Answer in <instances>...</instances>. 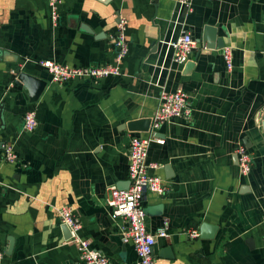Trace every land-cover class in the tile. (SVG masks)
<instances>
[{"label":"crops","instance_id":"crops-1","mask_svg":"<svg viewBox=\"0 0 264 264\" xmlns=\"http://www.w3.org/2000/svg\"><path fill=\"white\" fill-rule=\"evenodd\" d=\"M128 21L129 53L119 77L52 82L41 65L113 64L112 37ZM190 33L188 62L171 44ZM206 46V48L204 47ZM233 49V70L222 51ZM47 82L37 102L21 73ZM190 95L191 115L156 132L148 162L167 192L147 193V228L167 225L156 264H264V0H64L54 26L48 0H0V264H83L57 210L69 206L81 236L113 264H135L128 228L107 205L113 186L129 187L128 123L152 119L162 91ZM35 112L37 127L24 130ZM253 157L240 174L236 150ZM17 157L7 163L3 146ZM210 225L212 238H202ZM198 230L199 238L190 231ZM11 239L14 247L8 250ZM11 253V254H9Z\"/></svg>","mask_w":264,"mask_h":264},{"label":"built area","instance_id":"built-area-1","mask_svg":"<svg viewBox=\"0 0 264 264\" xmlns=\"http://www.w3.org/2000/svg\"><path fill=\"white\" fill-rule=\"evenodd\" d=\"M194 0H177L185 8L192 5ZM64 0H48L51 18L54 26L60 20V8ZM128 21L120 17L112 44L115 50L113 64H99L88 67L73 68L60 65L54 61H43L41 65L51 74L52 82L64 84L74 80L97 81L109 77L122 75L121 65L129 53L127 37ZM174 62L185 64L192 50L196 47V41L190 33L182 35L171 44ZM206 48V46H204ZM223 59L229 71L233 70V49L226 47L222 51ZM190 95L185 91L166 92L162 91L159 97V106L151 119V137L149 139L133 136L130 139L129 151V187L122 189L116 186L110 188L111 197L107 201L114 218H122L128 225L123 230V241L131 243L137 253L135 264H156L154 246L158 238H169L167 225L151 232L147 228V215L144 201L147 193L163 196L167 192L163 179L156 175L160 165L148 162L149 148L152 142L164 144L162 139L156 137V132L166 122H172L191 115ZM35 112H28L24 117V130L33 132L37 127ZM240 174L247 176L252 171L253 157L248 148L240 145L236 150ZM3 157L7 163H14L17 159L12 146H3ZM61 223L66 226L71 234L68 239L77 248L80 261L83 264H113L108 257L94 249L91 242L84 239L80 231L82 224L69 206L60 207L57 210ZM264 226V219H263ZM191 238H199L198 230L189 232ZM3 252L0 251V261Z\"/></svg>","mask_w":264,"mask_h":264},{"label":"water","instance_id":"water-1","mask_svg":"<svg viewBox=\"0 0 264 264\" xmlns=\"http://www.w3.org/2000/svg\"><path fill=\"white\" fill-rule=\"evenodd\" d=\"M17 83L18 84H22L24 86H26L27 88H29L30 91V100L32 102H37L40 98V96L42 95V93L44 92V90L47 87V82L39 79L37 77H33L27 73H21L18 76L17 79ZM0 121L2 122V124H4V106H2L0 108ZM151 126V119H142V120H136V121H132L130 123H128L127 127L129 130L132 131H148L150 129ZM238 159V157H237ZM145 213H148V209H145ZM65 233H66V237L69 239L71 237L70 231L69 229L65 226ZM215 231V229H213L212 227H210V225L208 224H204L201 228V237L202 238H212L210 237L211 235H213V232ZM10 246L8 248V250H10V252H12V249L14 247V242L13 239L10 240ZM11 254V253H9Z\"/></svg>","mask_w":264,"mask_h":264}]
</instances>
